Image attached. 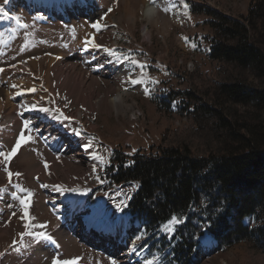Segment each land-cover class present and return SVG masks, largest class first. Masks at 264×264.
I'll use <instances>...</instances> for the list:
<instances>
[{"label": "rangeland", "instance_id": "1", "mask_svg": "<svg viewBox=\"0 0 264 264\" xmlns=\"http://www.w3.org/2000/svg\"><path fill=\"white\" fill-rule=\"evenodd\" d=\"M147 1L9 0L4 5L0 151L11 153L18 139L20 144L7 161L0 157V264H181L169 243L179 225L169 235L161 230L167 221L147 229L141 220L132 222L126 207L118 211L115 205H128L139 181L106 186V166L114 150L127 159L139 150L153 155L187 133L194 103L205 101L196 86L219 77L220 62L212 55L213 11L244 16L255 0H164L152 19L145 13ZM193 4L202 10L193 11ZM166 6L171 10L162 11ZM117 92L121 107L112 100ZM20 198L28 202L27 213ZM206 203L203 195L199 204ZM260 221L256 214L243 217L250 227ZM40 232L52 240L37 243L27 234ZM140 232H146L144 239L134 243ZM185 235L198 241L192 264H264V240L258 235L218 244L203 224Z\"/></svg>", "mask_w": 264, "mask_h": 264}, {"label": "trees", "instance_id": "2", "mask_svg": "<svg viewBox=\"0 0 264 264\" xmlns=\"http://www.w3.org/2000/svg\"><path fill=\"white\" fill-rule=\"evenodd\" d=\"M213 14L219 77L196 86L205 101L194 103L187 133L153 155L139 150L127 159L114 150L105 170L106 186L139 181L126 207L132 221L152 229L181 214L185 222L169 241L181 264L197 260L198 241L185 234L199 224L218 244L253 235L264 240V0H255L244 16ZM203 195L209 203L201 207ZM249 214L261 225L245 224Z\"/></svg>", "mask_w": 264, "mask_h": 264}, {"label": "snow or ice", "instance_id": "3", "mask_svg": "<svg viewBox=\"0 0 264 264\" xmlns=\"http://www.w3.org/2000/svg\"><path fill=\"white\" fill-rule=\"evenodd\" d=\"M155 2H156V0H150V3H155ZM8 3H9V0H3V4H0V18L8 15V13L4 9V5H7ZM184 7L187 8V4H185ZM170 10L171 9L169 7H167V6L162 9V11H165V12H168ZM37 18L42 19V17H37ZM14 19L16 20L17 24L20 25V27H24V28L27 27L26 24L21 23V18L19 16L14 17ZM93 27H96V25H93ZM185 39H187V38H185ZM92 46L93 47H100V45H96V44H93ZM109 51H111V50H109ZM112 54L115 55V53H112ZM117 59H119V57H117ZM133 63L139 64L138 61H133ZM139 66H140L141 69H143V67H144V65H142V64L139 65ZM130 82L138 84V83H143L144 81L135 80V79H131L130 78ZM153 83H158V81H153ZM144 92H145V95H150L151 94L150 90L147 87L144 89ZM40 111L48 112L50 110L47 109V108H41ZM56 118L59 119L60 117L58 116ZM65 119H68V118L65 117ZM29 125H30V122L29 121H25V123H24L25 129H27L29 127ZM73 131L75 132L76 135L80 134L76 130H73ZM20 139H23V133H21ZM29 139H31V138H29ZM25 142H27V141H25ZM19 144H20V140L18 139L17 145L11 150V153H6L4 151H0V157H4L5 161H7L10 158V155L15 153L16 148L19 147ZM90 146L91 145L89 144V147ZM94 158H99V157H94ZM46 167H47V165H46ZM5 170L8 171L7 169H5ZM15 175L19 176L21 174L20 173H15ZM8 176H9V178H11L13 176V173L8 171ZM16 187L19 189L20 192H26L28 194V196L33 195V193L30 190H28V189H24V188L20 187L19 185H17ZM76 191H78V189ZM128 199H130V197ZM20 204L24 206L25 213H27L28 202L25 199L20 198ZM115 207H116V209L118 211L123 212L124 208L127 207V203H126V201H120L119 203H117L115 205ZM184 222H185V220H184V218H182L181 214H173V215H171L169 217L167 222L162 225L161 230L164 231L165 233H168L169 235H172V234H174L176 232L177 226L180 225V224H183ZM26 227H28V226L26 225ZM39 227L43 228V227H45V225H39ZM27 234L33 236L37 243L41 239L52 240L51 236H49V235H47L46 233H43V232H40V233H27ZM145 235H146V232H140L138 235L135 236L134 243L143 240ZM53 264H57V262L54 260ZM63 264H73V262L64 261ZM113 264H115V262H113ZM147 264H154V261L149 260V261H147Z\"/></svg>", "mask_w": 264, "mask_h": 264}, {"label": "bare ground", "instance_id": "4", "mask_svg": "<svg viewBox=\"0 0 264 264\" xmlns=\"http://www.w3.org/2000/svg\"><path fill=\"white\" fill-rule=\"evenodd\" d=\"M161 1V0H160ZM158 0H156L155 3H150V0L146 2L145 4V13L148 15V16H151L150 18L152 19V17L154 18L155 17H158V14H159V8L163 6V2H165L164 0H162V2H160ZM144 12V11H143ZM162 12V11H161ZM164 17V16H163ZM20 64V63H19ZM19 64H16L17 68H18V65ZM115 67V66H114ZM116 71L117 70V67L114 68ZM122 70L119 69L118 72H120ZM121 92H117L116 95L114 97H112V100L114 101V103L118 106V107H121L120 105V100H121ZM9 115V114H7ZM81 148L87 150V146H85V144L83 143ZM86 153V151H85ZM90 154V153H89ZM54 168V167H53ZM56 170V169H55Z\"/></svg>", "mask_w": 264, "mask_h": 264}]
</instances>
